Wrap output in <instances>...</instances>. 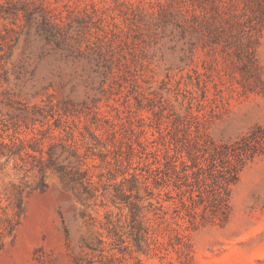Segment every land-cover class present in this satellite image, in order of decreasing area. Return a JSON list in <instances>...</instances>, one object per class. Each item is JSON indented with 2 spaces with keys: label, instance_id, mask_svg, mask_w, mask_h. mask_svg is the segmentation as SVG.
Segmentation results:
<instances>
[{
  "label": "rangeland",
  "instance_id": "1",
  "mask_svg": "<svg viewBox=\"0 0 264 264\" xmlns=\"http://www.w3.org/2000/svg\"><path fill=\"white\" fill-rule=\"evenodd\" d=\"M135 257L264 264V0H0V264Z\"/></svg>",
  "mask_w": 264,
  "mask_h": 264
},
{
  "label": "trees",
  "instance_id": "2",
  "mask_svg": "<svg viewBox=\"0 0 264 264\" xmlns=\"http://www.w3.org/2000/svg\"><path fill=\"white\" fill-rule=\"evenodd\" d=\"M121 197H122L121 199H123V201L127 203V206L130 209L132 231L130 232L129 235L133 237L136 243V246H137V251H144L146 253L150 251V246L148 244L146 246L142 244L143 242L146 243L147 240L144 239L141 235L142 228L138 220L139 213L142 211L143 207H140L138 204L131 202L130 201L131 196L129 195H124V196L122 195ZM137 198L139 199V197ZM109 223L111 225L109 233L113 235V237L116 238V241H115L116 243H114V246L112 247V249H118V251L121 253L124 251H127L129 247L126 244V239L124 238V234H122L121 231L118 229L119 225L116 224L114 220L112 219L109 220ZM104 250H105L104 247L101 248V251H104ZM129 255H131V257L134 258L132 252H129ZM135 259H136V262L134 264H142L140 259H138L137 257H135Z\"/></svg>",
  "mask_w": 264,
  "mask_h": 264
}]
</instances>
